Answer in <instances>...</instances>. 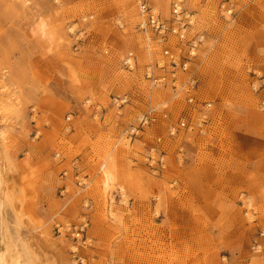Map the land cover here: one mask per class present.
<instances>
[{"label":"rangeland","instance_id":"rangeland-1","mask_svg":"<svg viewBox=\"0 0 264 264\" xmlns=\"http://www.w3.org/2000/svg\"><path fill=\"white\" fill-rule=\"evenodd\" d=\"M141 1L0 0L1 249L20 264H264V0H185L187 38H203L177 97L173 81L144 77L167 60L138 28ZM145 1L170 19L174 0ZM41 20L47 38L32 33ZM169 46L185 55L178 39ZM130 52L134 71L122 64ZM162 103L169 119L127 139ZM203 111L205 134L169 136ZM102 164L115 175L108 195Z\"/></svg>","mask_w":264,"mask_h":264},{"label":"built area","instance_id":"built-area-1","mask_svg":"<svg viewBox=\"0 0 264 264\" xmlns=\"http://www.w3.org/2000/svg\"><path fill=\"white\" fill-rule=\"evenodd\" d=\"M225 3L221 7H223ZM185 0H174L171 4V17L170 19H164L159 11L154 7L150 6L145 0H142L139 5V15L142 19L141 24L138 28L145 34L150 35V39L158 46L162 48V55L167 60H155L153 62L154 68L161 70L164 73V77L159 86L166 87L167 76L172 82V90L174 91L176 97L181 92L186 90V86L176 85L177 81H183L178 78V73L188 72L191 60L196 57V53L202 43V36H196L192 39H188V29L191 26V21L189 16L186 15ZM220 7V9H221ZM224 9V8H223ZM222 9V10H223ZM222 15L233 16L234 11L232 8H226ZM178 39L180 43L184 44L185 55L179 53V49L175 51L169 46L170 42L174 39ZM181 50V49H180ZM124 69L128 71H134L137 65L136 56L134 53H128L122 61ZM153 66L148 65L145 71V79L152 84L155 80ZM194 81V79H193ZM189 94L188 102L192 104L195 102V98L190 94V90H187ZM128 99L123 98L119 101L121 105L127 103ZM167 104L160 105L159 107H151L144 114L138 118V125H132L128 130L125 131L127 139L133 140L137 138L139 133H144L146 128H150L162 120L169 119ZM208 130V118L205 111L198 117L196 121L187 120L186 117L179 119L176 124L170 125L168 127L169 136L173 137L178 133L183 132H198L200 134H205ZM157 143H161V138L157 139ZM60 158V154L56 156ZM165 154L159 151L156 147L153 148L148 156L146 157L147 164L153 172H158L165 167L164 163ZM83 181L80 185H84ZM89 228L88 221H82L80 225L71 226L74 232H77V236H84L86 229Z\"/></svg>","mask_w":264,"mask_h":264},{"label":"bare ground","instance_id":"bare-ground-1","mask_svg":"<svg viewBox=\"0 0 264 264\" xmlns=\"http://www.w3.org/2000/svg\"><path fill=\"white\" fill-rule=\"evenodd\" d=\"M166 12H168V6H166ZM141 18V17H140ZM141 24V23H140ZM47 24L45 21H38L32 28V33L37 34V36L47 38ZM147 35V34H146ZM144 49V48H143ZM141 49V57L143 60L147 58V52L145 50ZM150 66H153L152 69H154V77L155 80L153 83L157 84H152L151 86L154 88L159 87L161 84V81L164 77V73L161 70H158L154 68L153 60L148 64ZM147 66V65H146ZM167 80L170 81V78L167 76ZM167 103H162L160 105H164ZM4 135L3 132L0 130V264H20L18 259L14 260V257L10 260L4 251H2L1 247H3L6 243L7 239V232L5 230V224H4V215H5V210L7 207V202L9 199V195L7 192V173L10 170V162L8 159L7 154L4 152V148L2 145V139ZM101 174L103 178V185L102 189L105 195L109 194V191L111 189V186L113 182L115 181L114 178V173L112 170H110L106 164H102L101 166Z\"/></svg>","mask_w":264,"mask_h":264}]
</instances>
